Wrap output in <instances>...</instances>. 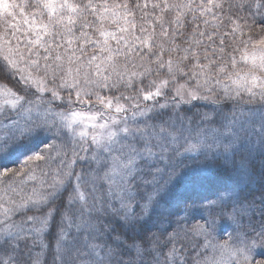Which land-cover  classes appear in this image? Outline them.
I'll return each instance as SVG.
<instances>
[{
    "label": "snow or ice",
    "instance_id": "obj_1",
    "mask_svg": "<svg viewBox=\"0 0 264 264\" xmlns=\"http://www.w3.org/2000/svg\"><path fill=\"white\" fill-rule=\"evenodd\" d=\"M0 264H264V0H0Z\"/></svg>",
    "mask_w": 264,
    "mask_h": 264
},
{
    "label": "rangeland",
    "instance_id": "obj_2",
    "mask_svg": "<svg viewBox=\"0 0 264 264\" xmlns=\"http://www.w3.org/2000/svg\"><path fill=\"white\" fill-rule=\"evenodd\" d=\"M210 194V193H209Z\"/></svg>",
    "mask_w": 264,
    "mask_h": 264
}]
</instances>
